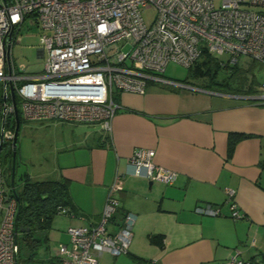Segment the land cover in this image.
<instances>
[{
    "label": "crops",
    "instance_id": "0c3cea01",
    "mask_svg": "<svg viewBox=\"0 0 264 264\" xmlns=\"http://www.w3.org/2000/svg\"><path fill=\"white\" fill-rule=\"evenodd\" d=\"M255 81L259 92L264 83ZM246 87L214 91L187 81L151 84L142 96L117 92L119 108L107 134L95 122L23 120L24 130L35 128L38 139L28 157L38 168L23 172L32 180L67 181L69 213L51 221L55 245L68 242L69 226L96 224L112 190L119 203L112 227L128 212L136 220L128 251L104 252L99 264H226L233 256L261 263L264 103L243 98L255 94L243 92ZM231 133L245 136L228 156ZM140 147L154 149V162L176 172L172 184L126 173L129 157ZM227 189L234 191L232 201L243 218L230 217ZM207 203L220 207V215L195 211ZM151 234H160L162 244L150 242Z\"/></svg>",
    "mask_w": 264,
    "mask_h": 264
},
{
    "label": "built area",
    "instance_id": "2783aa9c",
    "mask_svg": "<svg viewBox=\"0 0 264 264\" xmlns=\"http://www.w3.org/2000/svg\"><path fill=\"white\" fill-rule=\"evenodd\" d=\"M145 9L154 11L148 23ZM29 17L42 30L36 49L45 59L40 72L16 68L11 57ZM204 50L225 54L232 63L244 56L264 67V0H221L218 5L214 0H0V140L12 142L14 136V130L5 127L7 117H14L11 88L25 121L95 122L107 134L119 108L117 92L142 96L151 84L182 85L162 75L166 65L190 68ZM242 97L264 103V88ZM154 156V149H135L126 173L172 184L176 172L156 164ZM111 193L96 224L67 228L68 242L55 250L58 264H99L104 252L118 256L128 251L136 218L128 212L112 227L119 203ZM227 193L230 217L243 218L232 201L234 191ZM195 211L221 213L210 203ZM15 212L16 200L0 161V264L18 260ZM57 213L69 210L59 208ZM226 264L248 263L233 256Z\"/></svg>",
    "mask_w": 264,
    "mask_h": 264
},
{
    "label": "trees",
    "instance_id": "16d2710c",
    "mask_svg": "<svg viewBox=\"0 0 264 264\" xmlns=\"http://www.w3.org/2000/svg\"><path fill=\"white\" fill-rule=\"evenodd\" d=\"M200 58L191 66L193 68L192 76L200 79H204L205 85L204 88H208L211 90H221L226 91L224 89L215 88L213 85H218L220 87L226 86L225 79L222 78L217 80V74L222 68H230V63L222 64L217 56L210 54L208 51L204 50L199 56ZM237 63V62H236ZM234 64L233 73L238 76L237 77V85L238 87L229 88L228 91H239L240 88L247 85L246 90L243 92L246 93H256L255 85L256 81L253 79V75L249 76V71L247 72L244 69L237 68V64ZM253 61H250V66H248V70H250L251 66H253ZM247 74V75H246ZM187 79L184 82L187 83ZM170 88V86H166ZM227 87V86H226ZM228 88V87H227ZM233 89V90H232ZM116 96V95H115ZM114 99L116 100V97ZM16 104L18 105V98L15 96ZM3 99L0 100V129H1V106ZM19 113V112H18ZM22 119L19 113V128L21 125ZM15 119L12 116H8L6 120L5 127L14 130L15 127ZM245 135L241 133H231L228 138V146H227V155L231 156V152H233L235 144L243 138ZM5 144H8V157H9V165L7 167H3L4 176L6 185L10 191L11 196L15 197L16 200V212H15V227L20 231L21 240L25 243V247L30 251L29 258L33 259V254L36 253V250L41 243L43 242V238L48 237L45 233L40 236L38 233L45 232L46 230L51 228V221L55 214H58L57 211L59 208H67V204L69 202L68 199V191H67V181L66 180H32L29 178L26 172H22L19 175V187L15 185L16 178V167L17 161L15 157V169H14V187H11L10 181L7 180L6 177L10 178L11 168H12V151L13 146L12 142H3L2 149ZM15 150L16 146H15ZM16 154V153H15ZM113 220V219H112ZM18 234V235H19ZM149 241L152 243H156L158 245L162 244V236L160 234H151L149 237ZM262 258H264V253L261 254ZM54 258L56 256H53ZM248 264H256V263H248ZM264 264V260L261 263Z\"/></svg>",
    "mask_w": 264,
    "mask_h": 264
},
{
    "label": "rangeland",
    "instance_id": "374dc122",
    "mask_svg": "<svg viewBox=\"0 0 264 264\" xmlns=\"http://www.w3.org/2000/svg\"><path fill=\"white\" fill-rule=\"evenodd\" d=\"M221 0H214V3L216 5L220 4ZM253 9H260V7L253 6ZM143 17L145 19V23L150 22L154 11L150 9L142 10ZM42 34L41 28L35 23V20L32 18H27L25 22L22 24L19 36H20V42L15 43L11 49V57L13 58V62L18 69H22L25 72H40L42 71L44 61L45 59L42 57H38L36 54V49L39 46V37ZM218 60L224 65L230 63V68H222L219 73L217 74V80H220L222 78L225 79V85L226 86H218L213 85L214 89H224L226 91L229 90V88L238 87L237 85V77L233 73V65L235 63H232L230 61V57L223 54V55H217ZM250 59L244 56H239L237 58V68H241L246 70L249 73H252L254 75L255 80H257L259 83H264V67L256 66L250 68L248 70V65H250ZM193 67H186L179 63L175 62H169L162 75L165 78L175 80V81H184L185 79L189 80L192 84L198 85L200 87H204L205 81L204 79L196 78L191 75L193 72ZM247 75V74H246ZM250 74L248 78H250ZM246 87V86H245ZM2 89H3V82L0 81V100L2 98ZM233 90V89H232ZM19 109V107H18ZM34 123H28L27 125L32 126ZM25 123L22 121L20 125V129L18 130L17 135V142H16V161H17V167H16V178H15V185L16 187H19V175L24 170L27 171L29 169L31 172H33L38 167H35L32 164V162L29 161L28 157L33 151L36 149L37 146V138L34 133L35 128L27 127L24 130ZM47 135L43 134L40 135L41 138H45ZM44 142L41 140V143ZM8 144H5L4 148L0 152V161L3 165V167H7L9 165V157H8ZM24 149V150H23ZM35 168V169H34ZM8 181H10V178L6 177ZM55 226V224H54ZM67 230V229H66ZM45 233V235L48 237L46 239L43 238V242L41 243V246H39L36 250V253L33 254V259L29 258L30 251L28 248L25 247V243L21 240L20 234L18 235V260L16 264H50L49 258L55 255V249L58 247L55 245V230L52 226V229H48L45 232L38 233V235L42 236Z\"/></svg>",
    "mask_w": 264,
    "mask_h": 264
},
{
    "label": "water",
    "instance_id": "95a60500",
    "mask_svg": "<svg viewBox=\"0 0 264 264\" xmlns=\"http://www.w3.org/2000/svg\"><path fill=\"white\" fill-rule=\"evenodd\" d=\"M11 96H12V101H13V106H14V119H15V127L13 131V140H12V146H13V151H12V168H11V175H10V185L11 187H14V169H15V157H16V140H17V135H18V130H19V113L16 105V100H15V95L14 92L11 88ZM2 148V142L0 140V150Z\"/></svg>",
    "mask_w": 264,
    "mask_h": 264
},
{
    "label": "flooded vegetation",
    "instance_id": "af4514ba",
    "mask_svg": "<svg viewBox=\"0 0 264 264\" xmlns=\"http://www.w3.org/2000/svg\"><path fill=\"white\" fill-rule=\"evenodd\" d=\"M16 230H17V232H18V229H16ZM19 233L21 234V232H20V231L18 232V234H19Z\"/></svg>",
    "mask_w": 264,
    "mask_h": 264
}]
</instances>
